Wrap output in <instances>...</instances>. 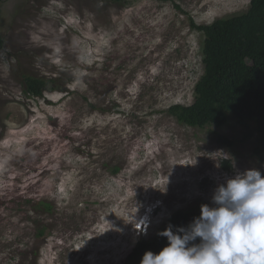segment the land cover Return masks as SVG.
I'll list each match as a JSON object with an SVG mask.
<instances>
[{
    "label": "rangeland",
    "instance_id": "obj_1",
    "mask_svg": "<svg viewBox=\"0 0 264 264\" xmlns=\"http://www.w3.org/2000/svg\"><path fill=\"white\" fill-rule=\"evenodd\" d=\"M249 1L0 0V264H122L146 206L161 204L144 237L237 171L264 173L231 115L199 128L165 112L193 101L203 70L188 17L208 24ZM24 75L56 88L27 96Z\"/></svg>",
    "mask_w": 264,
    "mask_h": 264
},
{
    "label": "trees",
    "instance_id": "obj_2",
    "mask_svg": "<svg viewBox=\"0 0 264 264\" xmlns=\"http://www.w3.org/2000/svg\"><path fill=\"white\" fill-rule=\"evenodd\" d=\"M126 4L129 0H111ZM174 7L179 6L174 3ZM180 10V9H179ZM190 28L203 36L201 43L202 74L193 87L190 104L173 103L165 110L178 123L204 127L225 124L229 115L244 129V137L255 134L253 154L264 160V0H250L238 14L198 25L191 17ZM4 39L0 34V50ZM55 79L23 76V93L41 96L45 89H55ZM58 89H61L58 87ZM217 142L230 146L232 141L218 135ZM223 168L230 169L228 160ZM113 167L111 172H117ZM201 203L174 210L150 237H139L122 264H140L146 251L158 252L167 244L161 233L169 224L187 226L200 213ZM48 227H37V237L46 238Z\"/></svg>",
    "mask_w": 264,
    "mask_h": 264
},
{
    "label": "clouds",
    "instance_id": "obj_3",
    "mask_svg": "<svg viewBox=\"0 0 264 264\" xmlns=\"http://www.w3.org/2000/svg\"><path fill=\"white\" fill-rule=\"evenodd\" d=\"M160 205L146 206L135 221L140 237L158 223ZM159 234L167 244L144 252L140 264H264V173L237 171L215 187L210 203L201 204L186 227L169 224Z\"/></svg>",
    "mask_w": 264,
    "mask_h": 264
}]
</instances>
